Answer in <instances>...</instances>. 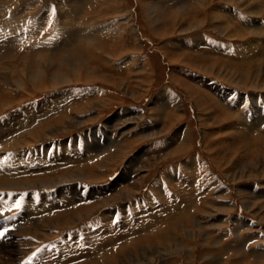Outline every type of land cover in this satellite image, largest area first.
<instances>
[{"label": "rangeland", "instance_id": "1", "mask_svg": "<svg viewBox=\"0 0 264 264\" xmlns=\"http://www.w3.org/2000/svg\"><path fill=\"white\" fill-rule=\"evenodd\" d=\"M77 1L71 4L67 0H0V20L3 15L6 21L12 16L17 17L21 25H27L29 31L26 34L30 33L27 41L24 40L26 50L19 49L13 53L3 50L0 55L10 53V59H14L12 61L19 68L23 67L24 59H29L31 65L27 72L43 75L35 82L29 75L25 76L22 87L19 82L0 83V98L9 102V107L2 113L0 111V121L15 112L37 109L43 102L60 101L50 115L35 117L30 124L27 123L29 128L14 137L40 127L46 118L56 122L55 127L50 126L38 133L34 137L36 142L13 152L23 157L25 153L30 156L34 153L35 157L41 155L43 161L47 155L48 159L50 155L55 156L56 161L50 167L55 170H44L39 174L40 178L63 176V172L85 166L96 167L92 173L99 177L94 182H74L78 184L75 189L81 196L78 200L63 194L75 186L72 183H64L54 189L46 186L37 189V184L21 189L0 186V227L6 225L0 232L10 231L18 238L16 244H10L4 235L0 238V264H246L249 261L252 264L256 260L253 256L247 258L238 252L264 249V208H261L264 197L258 198L252 209H247V204L243 203L247 196L242 189L246 187V191L252 192L251 196L255 198L258 192L264 191V176L260 174L264 165L259 161L264 152L254 139V136L264 135L261 120L264 114L254 111L256 104L257 109L264 113V98H256L253 102V97L263 95L264 90L254 89L252 84L247 85V89L236 87L234 78H212L204 69L207 65L228 69L233 66L229 63L240 57L239 51L247 59L248 52L256 51L255 47L260 46L264 50V38L259 33V30L264 31V0H234L249 4L245 7L231 5L230 0H213L214 3L205 9L199 8L204 0ZM253 5H256L260 17L259 13H252ZM183 9L185 22L182 19L180 22H183L181 29L185 30L180 33L179 29L173 30V23L175 15ZM67 12L71 16V19L67 18L71 24L61 28L65 21L67 23L62 13ZM189 12L195 20H205L204 25L190 29L195 23L191 22ZM219 16L231 20L232 28L228 35L216 29V24L225 21ZM17 24L20 26L18 21ZM197 37L213 46L207 48ZM188 42L199 47H185ZM217 46L221 53L216 55L221 57L210 52H217ZM40 58L50 60L52 64L49 66L44 62L39 67L40 62L36 59ZM215 58L227 67L215 63ZM263 59L255 63L257 66L254 64L246 70L264 64ZM4 60L1 58L0 68L10 63L9 59ZM76 62L87 65L80 71ZM54 77H60L62 83L56 84ZM208 80H214L213 83L223 86L225 92H231L225 100L221 95L215 96L223 106L241 103L236 107L239 119L223 122L216 105L205 94L204 90L209 92ZM162 94L172 96L180 104L177 112L171 98L158 100ZM216 112L214 121L212 117ZM253 119L261 120V125L250 136L254 149L250 150L249 158L244 155L243 146L237 153L229 151L226 147L237 137L240 122L251 123ZM87 144L91 150L85 158ZM103 146H108L107 150L98 152ZM121 149L119 163L109 162L106 169H101L102 166L97 169L98 162ZM257 154L260 159H257ZM0 155L5 154L0 152ZM56 155H60L61 161L56 159ZM81 160L85 161L76 162ZM258 162L260 166L255 167ZM45 163L46 166L41 167L48 168L49 163ZM241 163H245L243 174L240 173L243 169L236 166ZM124 173H130L131 179L125 183L121 181ZM25 176L32 180L36 178V172ZM140 179L144 181L138 186ZM58 188L59 193L63 190L60 194L55 193ZM123 189L131 192L129 197L104 206ZM223 190L226 192L222 193ZM105 191L109 192L105 194ZM48 195L59 201V207L43 205L45 209L35 212L32 220L45 222L57 215L64 216L66 220L68 215L73 216L80 209L90 215L61 229H52L46 222L36 227L26 217L23 218L26 221L19 219L22 220L19 221L22 223L20 227L8 222L12 217H22L27 211L28 201L40 206ZM95 195L96 198L90 200L89 197ZM95 204L98 208L93 211L91 207ZM239 218L246 220L245 223L238 224ZM247 222L253 228L246 226L241 229ZM173 225L175 232L168 234V228ZM147 227L151 228L144 231ZM34 231L39 234L34 235ZM256 234L260 237L258 241L246 243L247 237L255 239L253 236ZM238 235L241 240H238ZM137 242L141 245L137 246Z\"/></svg>", "mask_w": 264, "mask_h": 264}, {"label": "bare ground", "instance_id": "2", "mask_svg": "<svg viewBox=\"0 0 264 264\" xmlns=\"http://www.w3.org/2000/svg\"><path fill=\"white\" fill-rule=\"evenodd\" d=\"M67 1H71L72 3L71 4H74V3H76V2H79V1H77V0H67ZM212 1V2H211ZM209 2V3H208ZM230 2V4L231 5H233V4H236V5H238V7H245L246 5H249V4H245V3H243L244 4V6H243V4H240V3H237L236 1H229ZM67 3V2H66ZM200 3V2H199ZM210 3H214V1L213 0H204L203 2H201L200 4H199V8L201 9V8H206V7H209L210 6ZM251 3V2H250ZM262 3H263V1H262ZM83 4V3H82ZM253 4H254V2H253ZM198 5V4H197ZM195 6H196V4H195ZM251 6V5H250ZM254 7H253V12L252 13H259V17H260V12H258L257 10H256V5H253ZM75 7V6H74ZM252 7V6H251ZM262 7V6H261ZM198 8V9H199ZM73 9V8H72ZM249 9V8H248ZM251 9V8H250ZM261 9V8H260ZM195 10V9H194ZM194 10H193V12H194ZM263 10V9H262ZM70 11V10H69ZM73 11V10H72ZM185 10L183 9V10H181V11H179L176 15H175V18H174V26H173V30H177V29H179V32L181 33H183V30H185V29H181V26H182V24H183V22H180V19H182L183 21H184V17H182L183 16V14H185L186 12H184ZM196 11V10H195ZM199 11V10H198ZM223 11V10H222ZM19 12V11H18ZM66 12V11H65ZM121 12V11H120ZM251 12V11H250ZM198 13H200V12H198ZM217 13V12H216ZM223 13V12H222ZM263 13V12H262ZM15 14H17V13H15ZM64 14H66V13H64ZM63 13H62V16L63 17H65V19L67 20V18H70L71 16H69L68 14V12H67V14L66 15H64ZM67 15L69 16V17H67ZM195 15V14H194ZM215 15V14H214ZM222 15V14H221ZM255 15V14H254ZM253 15V16H254ZM17 16V15H16ZM61 16V17H62ZM190 16V17H189ZM189 18H191V22H194L195 23V26H193V25H191V28L190 29H194V28H199V27H201V26H203L204 25V21L205 20H203V21H197V20H195L193 17H192V14L189 12ZM223 16V15H222ZM256 16H257V14H256ZM4 17V15L2 16V20H0V40H3V42H0V53H2L1 51H3V50H7L8 52H10V53H13V52H15V51H18L19 49L21 50H23V49H25L26 50V44L24 43V40L26 39V41H27V39L29 38V36H30V33L29 34H26V32L27 31H29V29H28V27H27V25L26 26H23V24L21 25V22H20V20L17 18V17H14V16H12L10 19H8L7 21L3 18ZM219 17H221V16H219ZM20 18V17H19ZM33 18H35V17H33ZM158 18V17H157ZM226 18V19H225ZM221 17V19H222V21L223 20H225L223 23H221L220 25L219 24H216V29L217 30H219V32L221 33V34H223V35H228V33H229V30L232 28L231 26H232V24L230 23L231 22V20L229 21V19L227 18V17ZM18 19V20H17ZM39 19V18H38ZM45 19V18H44ZM64 19V18H63ZM71 19V18H70ZM18 21V23H20V26L23 28H21V29H19L20 28V26L17 24V21ZM36 20V19H35ZM181 20V21H182ZM220 20V19H219ZM229 22H228V21ZM32 21H33V19H32ZM40 21V20H39ZM43 21V20H42ZM62 21V20H61ZM65 21V20H64ZM41 22V21H40ZM39 22V23H40ZM185 22V21H184ZM26 23H27V21H26ZM29 23V22H28ZM71 24V20H67V23H66V21H65V23H63L62 24V26H61V28H67L68 26H67V24ZM180 23H181V25H180ZM16 24H17V26H16ZM34 24V23H33ZM36 24V23H35ZM29 25V24H28ZM36 25H38V24H36ZM67 26V27H66ZM188 26V25H187ZM190 26V25H189ZM193 26V27H192ZM240 27V26H239ZM18 28V29H17ZM38 29V28H37ZM89 29V28H88ZM113 29V28H112ZM190 29H187V30H190ZM23 30H25V32L23 31ZM38 30H40V29H38ZM118 30V32H120L121 30H120V28L119 29H117ZM186 30V31H187ZM22 31V32H21ZM34 31H36V28L34 27ZM33 31V32H34ZM105 31V30H104ZM186 31H184V32H186ZM178 32V31H177ZM227 33V34H226ZM246 33H247V31H246ZM259 33L261 34V37L262 38H264V31H260L259 30ZM117 34V33H116ZM240 34V33H239ZM244 34V33H243ZM34 35V34H33ZM36 35V34H35ZM118 35H120V34H118ZM254 35H259V34H254ZM230 36V35H229ZM240 36V35H239ZM242 36V35H241ZM240 36V37H241ZM243 37V36H242ZM118 38V37H117ZM198 38V41L202 44V45H204V44H206V47L207 48H211L213 45L211 44V45H209V44H207V42L206 43H204L203 42V39H202V37H197ZM234 38H235V36H234ZM196 39V38H195ZM263 40V39H262ZM40 41V40H39ZM53 42H55V41H53ZM57 42V41H56ZM195 42V41H194ZM33 43V42H32ZM38 43V42H37ZM211 43V42H210ZM52 44V43H51ZM50 44V45H51ZM56 44V43H55ZM200 44V45H201ZM39 45V44H38ZM41 45V44H40ZM184 46V45H183ZM261 46H263V44H261ZM36 47V46H35ZM45 47V46H44ZM51 47H52V45H51ZM185 47H190L191 49H197L198 47H199V45L198 44H192V43H187L186 44V46ZM217 48H218V46H217ZM28 49V48H27ZM31 49V48H30ZM29 49V50H30ZM179 49V48H178ZM188 48H186L185 50H187ZM202 49V48H201ZM215 49H216V47H215ZM255 49H256V51H253V50H250V52H248V56H247V59H246V55L244 56L243 54H242V52L241 51H239L238 52V54L240 55V57L239 58H241V59H239V58H235L233 61H231L230 63H229V66H232V64H233V68L231 67V68H229L228 67V69H226V68H224V67H221V66H206V68L204 69V71L206 72V75L207 76H209V77H216L217 79H224V80H228L229 78H234V80L236 81L235 82V84H236V87H239V88H243V89H247L248 88V86L247 85H249V84H252L251 85V87H254V89H257V90H264V64H261L259 67H256V68H252V69H250V70H246L249 66H252V65H254L256 62H258V61H260L261 59H263V57H264V50L262 49V47H260V46H257V47H255ZM189 50V49H188ZM35 51V50H34ZM39 51H42V52H46V50H39ZM7 52V53H8ZM25 52V51H24ZM31 52V51H30ZM36 52V51H35ZM181 52V51H180ZM179 52V53H180ZM210 52L211 53H213L212 55H214V56H217V57H221L220 55H216V54H219V53H221V49L220 48H218V51L216 52V51H212V50H210ZM8 54V55H3V56H1L0 57V60H1V58L4 60H8L9 59V62L10 63H7V65H5L4 67H2V68H0V83H5V84H17L18 82H19V84H20V86L22 87L23 86V80H24V77L25 76H27V75H29L30 77H31V79H33L34 81L33 82H35L36 80H39V78H41L43 75H41L40 73H34V72H32V71H30L29 73L27 72V70L29 71V69L28 68H30L29 66L31 65L30 64V62H29V59H24L25 61L22 63V68H19V66H18V64H16L15 65V62L14 61H12V60H14V59H10L11 57H12V55L11 54ZM27 53V52H26ZM178 53V54H179ZM225 53V52H224ZM246 53V52H245ZM5 54H6V52H5ZM39 54V53H38ZM184 54V53H183ZM11 55V57H9ZM25 55V54H24ZM24 55H22V56H24ZM30 55V54H29ZM28 55V56H29ZM43 55V54H42ZM181 56V55H180ZM186 56H188V55H186ZM238 56V55H237ZM9 57V58H8ZM43 57V56H42ZM192 57V56H191ZM190 57V58H191ZM201 57V56H200ZM35 58V57H34ZM43 58H46V57H43ZM180 58V57H179ZM197 58V57H196ZM41 59V58H40ZM36 59L37 61H39L40 63H39V67L40 66H42V64H44V62H46V64L47 65H49L50 66V64H52V61H51V63L49 62L50 60H47V59ZM199 59H201V58H199ZM4 60V61H5ZM32 60V59H31ZM30 60V61H31ZM203 60V59H202ZM220 59L219 58H217V61H216V58H215V60H214V62L215 63H222V64H219V65H222V66H225V67H227L226 66V64L225 63H223V62H221V61H219ZM222 60V59H221ZM256 60V61H255ZM264 60V59H263ZM69 61H71V60H69ZM180 61H182L181 60V58H180ZM185 61V60H184ZM190 61V60H189ZM212 61H213V59H212ZM6 62V61H5ZM32 62V61H31ZM187 62V61H186ZM214 62H212V63H214ZM235 62H238V64L237 63H235ZM261 62V61H260ZM259 62V63H260ZM178 63V62H177ZM182 63V62H181ZM188 63V62H187ZM186 63V64H187ZM205 63V62H204ZM1 64V63H0ZM60 64V63H59ZM76 64H77V67L76 68H78L80 71L82 70V69H84L85 67H86V65L87 64H78V62H76ZM55 65H56V63H55ZM184 65H185V62H184ZM187 65H189V63L187 64ZM203 65V64H202ZM256 65V64H255ZM254 65V66H255ZM44 66V65H43ZM195 66V65H194ZM205 66V65H204ZM257 66V65H256ZM38 68V67H37ZM196 68V67H195ZM200 68V67H199ZM242 68H243V70H242ZM45 69V68H44ZM197 69V68H196ZM76 71V70H75ZM91 71V70H90ZM89 71V72H90ZM243 71V72H242ZM44 72V71H43ZM200 72V71H199ZM19 73H21L22 75L20 76V74ZM173 74H174V72H172ZM44 74V73H43ZM177 74V73H176ZM75 75V74H74ZM87 75V74H86ZM89 75V74H88ZM14 76H16V78L14 77ZM69 76V75H68ZM180 76V75H179ZM77 77V76H76ZM87 77V76H86ZM209 77H207V78H209ZM174 78V77H173ZM204 79V78H203ZM70 80V79H69ZM212 79L210 78V81H211ZM53 81L54 82H56V84H61L62 82H61V80H60V77H54L53 78ZM209 81V80H208ZM209 81V83L207 82L206 83V85H207V88H208V91L209 92H211L212 94H213V96L211 95V93L209 94V92H207L206 90H204L203 91V93H205L206 95H208L209 96V98H210V100L211 101H213L214 102V104L216 105V107H217V109L219 110V115H222V119L224 120L223 122H226L227 121V119H229V120H231V121H234L233 119H236V118H238L239 119V117H238V115H239V113H238V110L236 109V107L237 106H239L240 107V102L239 103H237V104H235L234 106H232V105H227L226 104V107L225 106H223L220 102L221 101H218L217 100V98L215 97V96H217L218 97V95L220 96H222L223 98H222V100H225L226 98H228L229 97V95H230V93L231 92H225L224 91V88H222L221 87V85L220 84H214L213 83V81L212 82H210ZM201 82V81H200ZM36 84V83H35ZM180 84V83H179ZM2 85V84H1ZM201 85V84H200ZM19 86V85H18ZM203 86H205V84L203 85ZM8 91V90H7ZM258 94V93H257ZM3 94H1V96H2ZM4 96V95H3ZM167 98H166V97ZM231 96V95H230ZM256 96V95H255ZM162 97H163V99H165V101L167 100V99H170L171 100V102H172V105H173V107L175 108V111L177 112V106L178 105H180L179 103H176V101L172 98V96H170V95H161V96H158V100H163L162 99ZM204 98V97H203ZM220 98V97H219ZM240 99H242V97L240 96L239 97ZM238 98V99H239ZM256 98H264V94L262 95H259V96H256V97H253V102H254V100L256 99ZM60 100V99H59ZM157 100V101H158ZM246 100V99H245ZM233 101V100H232ZM240 101V100H239ZM208 102V101H207ZM213 102H211V103H213ZM243 102V101H242ZM97 103V102H96ZM223 103V102H222ZM245 103V102H244ZM60 104V101H58V102H54V101H48V102H43V103H41V105L36 109V108H33V109H31V110H29L28 111V109H25V111H26V113H22V112H15V113H12V114H9V116L8 117H5L3 120H1L0 121V148H1V150H0V152L2 153V154H5V155H0V186H3V187H10V188H16V189H21V188H25V187H27V186H30V185H32V187L33 186H35L36 184H37V186H38V188L37 189H39V188H44V186H46L45 188H48V189H54V188H57L59 185H61V184H64V183H72L73 185H75V183L74 182H80V181H86V180H88V181H98V176L97 175H94L92 172H93V170L94 169H96V167H94L93 168V166L92 167H88V166H85L84 168H78V167H76V168H74V169H72V170H70V171H68V172H63L62 174H63V176L61 175V176H54V177H50V178H47V179H45V178H40V176H39V174L41 173L42 174V172H44V170H49V171H52V170H55V169H51L52 167V164H54V162L56 161L55 160V156L53 157L52 155H50V159H48V155L46 156V161H47V164H48V168H44V167H41V166H46V161H43V156H41V155H37L36 157H35V154L34 153H32V156H30V155H28L27 153H25V155L26 156H24L23 157V155H20V154H18V155H15V153L16 152H13V151H16V150H20V148L22 147V149H23V147H25L26 148V146H28V145H30L31 143H33V142H36V140H35V136H38V133H40V132H43V131H45V130H47V129H49L50 128V126H53V127H55V123H53L52 122V119H48V118H46V119H44L43 121H42V123H41V126L40 127H36V128H34L33 127V129H31L30 131L28 130L27 131V134L26 135H24V134H21L20 136H18V137H14V135L16 134V133H18V132H20V131H22V130H24L25 131V129L28 127L29 128V124H30V122L31 121H33L32 119H34L35 117H40V116H42V117H44V116H46V115H48L51 111H53L54 109H56L57 107H58V105ZM168 104V103H167ZM62 105V104H61ZM60 105V106H61ZM86 105V104H85ZM262 105V104H261ZM211 106V105H210ZM9 107V102H6L5 100H4V98H0V111H1V113L3 112V111H5V109H7ZM35 107V106H34ZM180 107V106H179ZM208 107V106H207ZM60 108V107H59ZM4 109V110H3ZM253 109V108H252ZM261 109V108H260ZM215 110V109H214ZM217 110V111H218ZM233 110H236V112H234ZM24 111V110H23ZM254 111L257 113V114H264L261 110H259V109H257V107H256V104L254 105ZM263 111H264V109H263ZM22 113V114H21ZM84 114V113H83ZM238 114V115H237ZM50 115V114H49ZM213 116V115H212ZM215 116H217V112L214 114V116L212 117V120H216L217 118H215ZM209 117V116H208ZM51 118V117H50ZM259 118V117H258ZM118 119V118H117ZM122 119V118H121ZM242 120V118L240 119V121ZM256 120V119H255ZM261 120H262V123L264 124V115H262V117H261ZM261 120H256V121H254V119L251 121V123H246V122H240V121H238V122H240V123H242V124H239L240 125V127L239 128H237V131H236V136L237 137H234L233 139V142H232V144H230L228 147H226L227 149H229V151H230V149H231V151L233 152H235V153H237V150L241 147V146H243L244 147V155L245 156H247V158H249V153H250V150L252 149V151H253V149L254 148H252V146H251V138H250V136H252V134H254V130H258L259 129V127H260V125H261ZM37 121V120H36ZM112 121V120H111ZM114 121V120H113ZM243 121V120H242ZM66 122V121H65ZM237 122V123H238ZM27 123H29L28 125H27ZM40 123V122H39ZM59 123H61V122H58V124ZM62 123H64V122H62ZM55 124V125H54ZM65 124V123H64ZM63 124V125H64ZM233 124H235V123H233ZM40 125V124H39ZM62 125V126H63ZM235 126V125H234ZM126 127V126H125ZM63 128H65V127H63ZM124 128V127H123ZM68 129V128H67ZM66 129V130H67ZM230 129H231V127H230ZM61 131V130H60ZM254 131V132H253ZM45 133V132H44ZM48 133V132H47ZM50 133L51 134H53L54 132H52V131H50ZM103 133H104V131H103ZM144 133V132H143ZM264 133V132H263ZM24 135V136H23ZM45 135H47L46 133H45ZM103 135V134H102ZM105 135V134H104ZM28 136H29V139H28ZM52 136V135H51ZM108 136H110V135H108ZM37 139H39V138H37ZM109 139V138H108ZM254 139H255V141H258V144H260V147L262 148V151L264 152V135H260V136H257V137H255L254 136ZM41 141H43V140H41ZM184 141H186V140H184ZM113 142V141H112ZM91 143V142H90ZM185 143V142H184ZM109 145V144H108ZM226 145H228V143L226 144ZM255 145V144H254ZM106 146V145H105ZM105 146H103V147H100L101 149H99L98 150V152H101V151H104L105 149L107 150V147H105ZM87 150H88V152L84 155L85 156V158L86 157H88L89 155H90V150H91V147H90V145H88L87 144ZM182 148H184L183 146H182ZM258 148V147H257ZM260 148V149H261ZM110 149V148H109ZM6 151V152H5ZM179 151V150H178ZM259 151V150H258ZM121 152H122V149H121V151H118V152H116V153H114L112 156H109L106 160H103L101 163H99L98 162V167H97V169L98 168H101V166H102V168L101 169H106L108 166V164L107 163H109V162H115V163H119V161H120V158H121ZM41 153V152H40ZM181 153V152H180ZM179 153V154H180ZM11 154H13V155H11ZM34 155V156H33ZM78 157V156H77ZM76 157V158H77ZM94 157V156H93ZM60 158V155L59 156H57L56 155V159L57 160H60L61 161V159H59ZM245 158V157H244ZM253 158V157H252ZM68 159H70V158H68ZM255 159V158H254ZM257 159H260V155H258L257 154ZM86 160V159H85ZM84 160V161H85ZM87 160H88V158H87ZM63 161V160H62ZM65 161V160H64ZM84 161H76L77 163H80V162H84ZM247 161V160H246ZM246 161H244L245 163H246ZM259 161H261L262 163H263V165H264V157L261 159V160H259ZM70 162H72V160L71 161H69V162H67V163H70ZM7 163H10V165H8ZM59 163V162H58ZM245 163H241V164H239V165H236V166H238L239 168H241V169H243L244 168V166H245ZM75 164V163H74ZM107 164V165H106ZM252 165H253V162H252ZM33 166H35V168L36 167H38L39 169L38 170H34L35 168L33 167ZM260 166V163L258 162V163H256V166L255 167H259ZM262 166V165H261ZM51 167V168H50ZM75 167V166H74ZM131 167H133V166H131ZM42 168H44V169H42ZM263 169H264V166L262 167ZM58 169H60V168H58ZM248 169V168H247ZM250 169V168H249ZM253 169V168H252ZM255 169V168H254ZM262 169V170H263ZM34 172H36V178H34V179H32V180H28L27 179V177L25 176L26 174H32V172L33 171ZM126 170V169H125ZM260 171V174H261V176L263 177L264 176V171ZM230 171V170H229ZM251 171V170H250ZM234 173H235V171H233ZM257 172V171H256ZM241 174H243V173H245L244 172V169L240 172ZM247 173V172H246ZM12 174H16V176H13ZM97 174H98V172H97ZM233 174V173H232ZM252 174V173H251ZM259 174V173H258ZM70 175V176H69ZM231 175V174H230ZM249 175V174H248ZM68 176V177H67ZM109 176V175H108ZM130 173L128 174V173H124L123 174V176H122V182H128V181H130L131 179H130ZM241 176V175H240ZM239 178V177H238ZM242 178V177H241ZM246 178H247V176H246ZM233 180V179H232ZM239 180V179H238ZM143 181H144V179H140V181H139V184H138V186H140V184H143ZM234 181V180H233ZM137 182V181H136ZM135 182V183H136ZM115 183V182H114ZM123 183V184H124ZM120 185H122V184H120ZM134 185H136V184H134ZM78 186V184H76L75 186H71L72 188L71 189H69L68 188V192H66V193H63L64 195H67L66 197H72V199H76V200H78L79 198H81V196H80V192H79V190L77 191L75 188ZM136 188V187H135ZM137 189V188H136ZM60 190V188H58L57 189V191H56V189H55V193L56 192H58ZM65 190V189H64ZM109 190V189H108ZM111 190V189H110ZM109 190V191H110ZM243 191H244V193H245V195L247 196L246 197V200H243L244 202L243 203H246L247 204V209L248 208H250V209H252V207L254 206V204H256V200L259 198V199H261V198H263L264 197V191H262L261 190V192H260V194H259V192H258V194L256 195V197L257 198H255V197H252L251 195H252V192H247L246 191V187H244L243 189H242ZM63 190H61L60 191V193L62 192ZM71 191V192H70ZM73 191V192H72ZM109 191H105V194H107ZM95 192V191H94ZM226 191H224L223 190V192L222 193H225ZM59 193V192H58ZM59 193V194H60ZM68 193H69V195H68ZM93 193V192H92ZM129 193H131L130 191H128V190H126L125 191V189H123V190H121L118 194H116V195H114L113 196V198H112V200L111 199H109L108 201H107V203L105 204L103 201V203H104V206H108L110 203H111V201H117L118 200V202H119V200H120V202H121V199L122 198H124V197H129ZM34 195H36L35 193L33 194V196ZM97 195V194H96ZM96 195L95 196H91V197H89L90 198V200H93L94 198H96ZM18 196V195H17ZM32 196V199L35 197L36 198V196H34L33 197ZM90 196V195H89ZM260 196V197H259ZM47 198L46 199H44V201H42L41 202V204H40V206H38V205H35V202H30V201H28L27 203H26V205H27V211H24V214L22 215V217H12V218H10V219H8V222L9 221H12V224H17L16 226L17 227H20L21 225H22V223H20L19 221H24L25 219H23L24 217H26V218H29L32 222H33V224L36 226V227H39L40 225H42V223H45L46 222V224H49V226L52 228V229H61L60 227H65V226H71V224L73 225V224H75L76 222H78V221H80V220H82L83 218H85V217H87L88 215H90V213L89 214H87V212H86V210H82V209H80L79 210V213H74V215L73 216H69L68 215V218H66V220L64 219V216L62 217V216H58V218H52V219H47V221H38L36 218V220H32V218L31 217H34L36 214H35V212H40V211H42V210H44L45 209V207H50V208H57V207H59L58 206V203H57V201H56V198L55 197H53V196H51V195H48V196H46ZM74 197H76V198H74ZM102 197V196H101ZM100 198V197H99ZM69 199V198H68ZM71 200V199H70ZM8 200H6V202H7ZM81 201V200H80ZM10 202V201H9ZM13 202V201H12ZM11 202V203H12ZM59 202V201H58ZM13 203H16L15 201L13 202ZM117 203V202H116ZM210 203H212V205L214 204V202H210ZM2 205H4V204H2ZM13 205V204H12ZM15 205V204H14ZM43 205L45 206V207H43ZM96 205V204H95ZM94 205V207H91V209H93V211L95 210V209H97L98 208V204L95 206ZM100 205V204H99ZM5 207H7V206H5ZM257 207V206H256ZM10 208V207H9ZM201 208V207H200ZM212 208V207H211ZM261 208H264V205H262L261 206ZM25 209V208H24ZM207 210L208 209H210L209 207H207L206 208ZM260 209V208H259ZM261 210V209H260ZM92 211V212H93ZM198 211V210H197ZM201 211V210H200ZM259 211V210H258ZM107 213H109V212H107ZM40 214V213H39ZM213 215V214H212ZM14 216V215H13ZM264 218V217H263ZM19 219H22V220H19ZM42 219V218H41ZM175 220V219H174ZM26 221V220H25ZM245 221L246 220H242V218H239L238 219V224H241V223H245ZM240 222V223H239ZM26 223H28V222H26ZM32 224V225H33ZM196 224H202V223H199V222H197ZM31 225V224H30ZM44 225V224H43ZM197 225V226H198ZM204 225V224H203ZM2 226V225H1ZM153 226V224L151 225V227ZM246 226H248L249 228H253V227H251L252 225L251 224H249L248 222H247V225L245 224H243V226L241 227V229L242 228H245ZM5 227H6V225H5ZM5 227H0V231L1 230H3ZM7 227H9V226H7ZM30 227V226H29ZM150 227V228H151ZM174 225L173 226H170V229L168 228V234H172L173 232H175V230H176V227H174ZM26 228H27V226H26ZM149 227H147L146 229H144V231H147L148 229H150ZM183 228V227H182ZM181 228V229H182ZM8 229V228H7ZM30 230H31V228H29ZM137 229V228H136ZM22 230V229H21ZM245 230V229H244ZM19 231V230H18ZM32 231V230H31ZM170 231V232H169ZM239 230H237V232H238ZM25 232V231H24ZM183 232V231H182ZM21 233H23L22 231H21ZM31 233V232H30ZM135 233V232H134ZM137 233H140V232H136V234ZM166 233V232H165ZM239 233V232H238ZM37 234H39V232L38 231H34V235H37ZM161 234H163V233H161ZM175 235V234H174ZM6 236V238H7V240L9 241V243L10 244H16L17 242H18V238H17V236L16 235H14V234H12L10 231H5V234H4V237ZM31 236V235H30ZM139 236V235H138ZM163 236H165V234L163 235ZM198 236V235H197ZM251 236H253V235H251ZM33 237V236H32ZM162 237V236H161ZM255 239H252V237H250L251 238V240H250V238L249 237H247V239H246V243L247 242H249V241H253V240H259L260 239V237H259V234H256L255 236H253ZM1 238V237H0ZM36 238V237H35ZM38 238V237H37ZM41 238V237H40ZM237 238H238V240L240 239V236L238 235L237 236ZM259 238V239H258ZM2 239H4V238H2ZM167 240V239H166ZM170 240V239H169ZM179 240V239H178ZM241 240V239H240ZM248 240V241H247ZM5 241V240H4ZM8 241H7V243H8ZM168 241V240H167ZM245 241V240H244ZM6 243V244H7ZM31 243V242H30ZM217 243V242H216ZM141 245V242L140 243H138L137 242V246H140ZM6 246V245H5ZM11 246V245H10ZM17 246V245H16ZM102 247V246H101ZM104 248V247H103ZM102 249V248H101ZM1 250V249H0ZM239 253H243L244 254V257H249V256H253L256 260L254 261V262H252V264H262L261 263V261H264V249L262 248V249H255V251L254 250H249V252H245V251H240V252H238V254ZM148 254V253H147ZM167 254V253H166ZM240 255V254H239ZM238 255V256H239ZM136 256H134V258H135ZM150 257V256H149ZM137 259V258H136ZM39 261V260H38ZM235 264H242V263H235ZM243 264H245V263H243ZM246 264H251V261H249V263H246Z\"/></svg>", "mask_w": 264, "mask_h": 264}, {"label": "snow or ice", "instance_id": "3", "mask_svg": "<svg viewBox=\"0 0 264 264\" xmlns=\"http://www.w3.org/2000/svg\"><path fill=\"white\" fill-rule=\"evenodd\" d=\"M16 207H19V204H17ZM3 235H4V233L0 232V237H2Z\"/></svg>", "mask_w": 264, "mask_h": 264}]
</instances>
